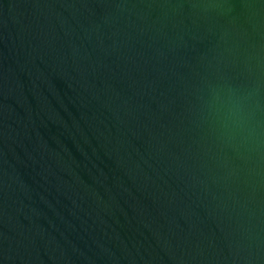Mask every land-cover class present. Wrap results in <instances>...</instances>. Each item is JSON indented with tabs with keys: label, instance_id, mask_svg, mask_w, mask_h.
Returning <instances> with one entry per match:
<instances>
[{
	"label": "water",
	"instance_id": "1",
	"mask_svg": "<svg viewBox=\"0 0 264 264\" xmlns=\"http://www.w3.org/2000/svg\"><path fill=\"white\" fill-rule=\"evenodd\" d=\"M0 264H264V0H0Z\"/></svg>",
	"mask_w": 264,
	"mask_h": 264
}]
</instances>
